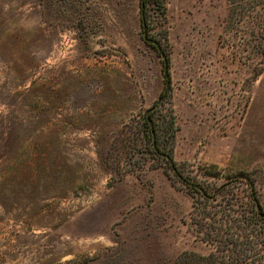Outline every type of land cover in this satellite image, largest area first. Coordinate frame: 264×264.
Here are the masks:
<instances>
[{"label":"rangeland","instance_id":"obj_1","mask_svg":"<svg viewBox=\"0 0 264 264\" xmlns=\"http://www.w3.org/2000/svg\"><path fill=\"white\" fill-rule=\"evenodd\" d=\"M138 3L0 0V264H170L208 250L193 197L140 127L162 74ZM165 5L151 16L170 51L160 140L170 115L185 173L232 185L248 173L264 207V0Z\"/></svg>","mask_w":264,"mask_h":264},{"label":"trees","instance_id":"obj_2","mask_svg":"<svg viewBox=\"0 0 264 264\" xmlns=\"http://www.w3.org/2000/svg\"><path fill=\"white\" fill-rule=\"evenodd\" d=\"M138 7L142 39L160 57L162 74V88L154 105L143 116L142 134L147 136L150 149L161 155L166 168L193 197L194 229L199 241L208 245L203 253L183 250L170 264H261L258 255L264 254V207L257 183L248 173H240L235 178L238 184L233 185L229 180L216 183L206 176L185 173L173 157L172 146L166 143L168 138H173L177 126L174 117L165 113L166 140L164 143L160 140V124L156 122L155 112L162 110L170 98V51L166 32L159 37L152 33L157 22L151 16L156 13L165 17L166 5L165 0H139ZM235 203L238 207L232 208ZM70 264L93 263L84 260Z\"/></svg>","mask_w":264,"mask_h":264}]
</instances>
